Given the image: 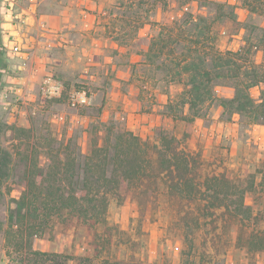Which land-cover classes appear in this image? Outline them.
<instances>
[{
	"label": "rangeland",
	"instance_id": "374dc122",
	"mask_svg": "<svg viewBox=\"0 0 264 264\" xmlns=\"http://www.w3.org/2000/svg\"><path fill=\"white\" fill-rule=\"evenodd\" d=\"M99 1L101 10L24 0L31 11L16 16L0 0V145L11 156L0 191V264H100L104 256L264 264V239L262 251L245 246L264 231V125L229 103L263 99L264 0ZM62 6L73 8L71 27L38 21ZM193 79L201 84L194 96ZM124 128L147 142L151 178L109 193L104 223L56 222L22 245L26 232L9 230V217L27 179L45 177L60 159L61 177L82 180L93 136L110 146ZM162 128L194 163L192 180L175 185L165 164L155 169Z\"/></svg>",
	"mask_w": 264,
	"mask_h": 264
},
{
	"label": "trees",
	"instance_id": "16d2710c",
	"mask_svg": "<svg viewBox=\"0 0 264 264\" xmlns=\"http://www.w3.org/2000/svg\"><path fill=\"white\" fill-rule=\"evenodd\" d=\"M1 37L0 28V66L4 54ZM200 86L201 84L196 83L193 79L190 94L194 96V93L201 89ZM262 98L260 103H256L252 97L240 95L229 100V103L233 104L234 112L244 113L245 110H248L250 123L264 125V88L262 89ZM197 99L203 101L204 97L201 94L197 95V98H193L191 103H195ZM161 133L160 144L156 147L158 165L154 166L155 169L159 171L165 164L167 170L165 174L169 173L174 178L177 177L175 185L178 184L179 180L182 182L192 180L189 178V171L192 170L194 163L192 164L178 150L175 138L168 136L164 132V128H162ZM99 137V134H95L92 138V146L85 157L86 173L90 174H86L82 180H79V177L74 179L73 175V177H61V166L65 163L60 159L55 169L45 177H43V173H40L37 178L30 176L27 179L22 194L16 200V207L9 217V230L14 229L15 226L18 228L21 226V229L26 232V240L24 243L22 242V245L29 244L30 237L34 233H38L56 222H68L74 227L84 226V223L89 226L104 223L112 196V194L109 196V193L130 186L141 189L145 181L151 178L148 174V166H152L153 160L150 157L147 142L140 135L126 128L118 130L114 136L113 144L106 147L98 145ZM10 161V153L0 145V191L4 179L9 175ZM95 167L99 169L100 175L98 176L91 174ZM34 171L37 172L36 168L32 174ZM32 174L29 173V175ZM165 174L158 173V176L155 175L153 178L160 177L163 179ZM79 184L83 187L81 190H77ZM67 187H70L71 190H67ZM139 200L143 206L144 201L140 198ZM263 239L264 231L259 234L252 233L247 242L249 244H245V246L248 247L250 253L257 252V250L253 251L254 248L262 251L263 246L260 243ZM107 247L105 248L108 249ZM31 253L39 256L42 260L51 255L54 259L61 256L68 257L61 253L40 251H32ZM127 263L128 261H119L104 256L100 264ZM133 264L145 263L133 261Z\"/></svg>",
	"mask_w": 264,
	"mask_h": 264
},
{
	"label": "crops",
	"instance_id": "0c3cea01",
	"mask_svg": "<svg viewBox=\"0 0 264 264\" xmlns=\"http://www.w3.org/2000/svg\"><path fill=\"white\" fill-rule=\"evenodd\" d=\"M79 4L86 5L87 7H90L92 9L101 10L103 8L102 3H100L99 0H77ZM24 0H16V16H19L23 13L30 12V8H26L22 5ZM50 3H54L53 1H50ZM72 7L68 6H62L61 8L56 9V11L50 12V13H43L40 16V19L38 18V21L41 20V24L43 23L42 20H46L48 23L53 24L54 26H58L61 24H64L68 27H71V24H68L72 19ZM247 10V9H246ZM35 11L34 8H32V13ZM249 12V10H247ZM33 17L36 16V11L34 14H32ZM88 17V16H87Z\"/></svg>",
	"mask_w": 264,
	"mask_h": 264
},
{
	"label": "built area",
	"instance_id": "2783aa9c",
	"mask_svg": "<svg viewBox=\"0 0 264 264\" xmlns=\"http://www.w3.org/2000/svg\"><path fill=\"white\" fill-rule=\"evenodd\" d=\"M33 1H37V0H33ZM8 6H9V10H12L15 7L16 4V0H6ZM13 51H17L19 49V47L17 45L13 46ZM81 96L83 97L84 94H81Z\"/></svg>",
	"mask_w": 264,
	"mask_h": 264
}]
</instances>
